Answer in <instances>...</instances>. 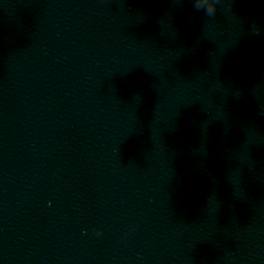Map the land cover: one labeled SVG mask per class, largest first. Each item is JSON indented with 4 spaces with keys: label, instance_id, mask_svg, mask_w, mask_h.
<instances>
[{
    "label": "clouds",
    "instance_id": "9594fccd",
    "mask_svg": "<svg viewBox=\"0 0 264 264\" xmlns=\"http://www.w3.org/2000/svg\"><path fill=\"white\" fill-rule=\"evenodd\" d=\"M217 2L218 0H212L213 4H217ZM194 8L196 11L204 10L205 14L209 16L214 15L217 11L216 7L213 6L205 7L201 3L197 2V0H194Z\"/></svg>",
    "mask_w": 264,
    "mask_h": 264
}]
</instances>
